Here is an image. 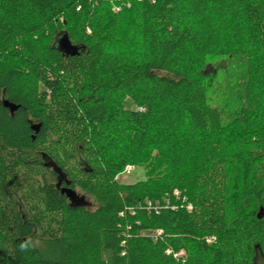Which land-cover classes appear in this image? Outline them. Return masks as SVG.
I'll use <instances>...</instances> for the list:
<instances>
[{
  "label": "trees",
  "instance_id": "trees-1",
  "mask_svg": "<svg viewBox=\"0 0 264 264\" xmlns=\"http://www.w3.org/2000/svg\"><path fill=\"white\" fill-rule=\"evenodd\" d=\"M258 254L264 0H0V264Z\"/></svg>",
  "mask_w": 264,
  "mask_h": 264
},
{
  "label": "rangeland",
  "instance_id": "rangeland-1",
  "mask_svg": "<svg viewBox=\"0 0 264 264\" xmlns=\"http://www.w3.org/2000/svg\"><path fill=\"white\" fill-rule=\"evenodd\" d=\"M115 6V7H114ZM113 10H116V11H114V12H118L119 10L118 9H116L117 7H116V5H113ZM65 46H66V50H68L69 49V46H67L66 44H65ZM58 47H60L59 45H58ZM128 107H129V105H128ZM119 176V177H118ZM117 177H118V180H117V182L119 183V184H134V183H136V182H138V181H142V180H145V171H144V169H143V167H140V166H134V165H127L126 166V168H124L118 175H117ZM78 192V196L80 197H83L82 196V192L81 191H77ZM174 195L176 196V197H178V195H179V192H174ZM85 199V201L87 202V203H89V205H90V207L92 206V207H94V204H93V202H92V200L91 199H87V198H84ZM186 199L184 198L183 199V201H185ZM187 209L188 210H190L191 209V207H190V204L189 205H187ZM179 256H182L183 255V251H180L179 252ZM263 257H262V255L261 254H258V257H257V264H261L262 263V261H263V259H262Z\"/></svg>",
  "mask_w": 264,
  "mask_h": 264
},
{
  "label": "clouds",
  "instance_id": "clouds-1",
  "mask_svg": "<svg viewBox=\"0 0 264 264\" xmlns=\"http://www.w3.org/2000/svg\"><path fill=\"white\" fill-rule=\"evenodd\" d=\"M30 245H31V241L30 240L29 241H25V242L20 244V249L22 251H27L29 249Z\"/></svg>",
  "mask_w": 264,
  "mask_h": 264
},
{
  "label": "water",
  "instance_id": "water-1",
  "mask_svg": "<svg viewBox=\"0 0 264 264\" xmlns=\"http://www.w3.org/2000/svg\"><path fill=\"white\" fill-rule=\"evenodd\" d=\"M7 106L9 107L10 111H14L16 109V107H14L13 105L8 104Z\"/></svg>",
  "mask_w": 264,
  "mask_h": 264
},
{
  "label": "built area",
  "instance_id": "built-area-1",
  "mask_svg": "<svg viewBox=\"0 0 264 264\" xmlns=\"http://www.w3.org/2000/svg\"><path fill=\"white\" fill-rule=\"evenodd\" d=\"M126 168V167H125ZM119 177V176H118ZM118 177L116 176L115 177V180L117 181L118 180ZM149 205V204H148ZM180 254L178 253V254H176V256H179Z\"/></svg>",
  "mask_w": 264,
  "mask_h": 264
}]
</instances>
